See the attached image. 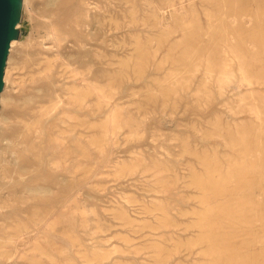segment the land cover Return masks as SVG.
<instances>
[{
	"label": "rangeland",
	"instance_id": "1",
	"mask_svg": "<svg viewBox=\"0 0 264 264\" xmlns=\"http://www.w3.org/2000/svg\"><path fill=\"white\" fill-rule=\"evenodd\" d=\"M60 1L62 2L60 3ZM142 1L143 0H23L22 18L17 26L20 31V37L11 44L5 69V86L1 94V99L5 98L12 100L9 104L0 99V157L8 162L10 161L8 164L5 160L0 158V224H8L6 221H8L14 213H19L20 217L28 219L30 217L29 214L37 210V206L40 213H48L51 218L50 225L56 224L54 228L56 232L54 231L49 236L48 243H43V246L50 254L52 264L209 263V258L203 257L208 247H205V245H203L204 247L201 246L198 240H196L197 237L201 235V231L197 230L198 232H191L188 229L197 222L195 216L196 212L200 214L202 213L201 210L205 208L198 203L202 200L201 198H203V196L200 195H203V193L199 191V189L196 191L194 187L190 186L193 182L191 178L194 177V174H198L197 176L202 177L204 175V170L196 159L183 154L182 141H189L193 150L197 151L199 157H202V155L208 151L212 155L218 151L221 153V157H223L222 161L225 163L223 165L224 168H226L230 165L229 163L233 164L236 162L235 160L239 159V153H237L238 147L233 148L232 143L229 144L232 146H228V144L224 145L223 140H220L222 138H219L221 137L220 135H223V132L221 134L219 128L215 129L214 126L212 127V124L221 120L223 124L222 128L229 129L234 134L235 139L240 137V135H236L237 130L241 133V130H244V128L249 127L250 129L254 127L255 129L256 125L264 124V0H229V2L225 0ZM146 1L149 2V4L148 2L146 3L147 6L145 4ZM64 2L68 4L69 9L71 8L81 13L84 24L79 27V30L83 43H77L76 38L73 37L71 33L70 28L74 27L72 23L73 20L68 22L67 19L63 18L59 13V6ZM58 4L60 5L58 6ZM126 4H135L138 6L139 13L137 14V18L138 20L141 18L140 21L147 22L148 30L146 33L139 31L140 33L135 32L131 34V32L125 28L122 29L123 32L122 30H110L108 25L112 24L113 21L121 23L126 21ZM179 4H181L180 7ZM152 6L153 9H151ZM49 7L51 10H49ZM149 7L151 10H149ZM223 7L225 9H223ZM159 9L161 11H159ZM146 11H149V13ZM41 13L44 14L41 15ZM157 13H161L165 20H167L166 22L168 23H166V25L161 24ZM57 14L60 15L57 16ZM188 20H190L189 23L191 24L188 23ZM185 21L188 23V26L191 27V29L188 30L193 34V46L199 47L196 49L180 47L178 49L179 52L178 50L174 51L172 48L183 41L184 35L189 34V31L184 29V27L187 26ZM52 25L53 27L59 25L64 29L65 41H63L59 47H55L52 43L53 41L49 42V39L53 40L51 37L53 36L51 33V29L53 28ZM88 27L93 28H91L90 31ZM203 28L204 30H202ZM163 29H166V31ZM142 30H145V28H142ZM104 33H106V35ZM162 33H164V36L166 35L165 38L162 37ZM101 34L103 36H100ZM206 34L208 36H205ZM233 37L235 38L233 39ZM161 39L163 42H160ZM241 39L246 41L244 45L245 48L242 49L244 50L242 54L245 57L244 60L250 78L248 77V82L240 85L241 87H237L236 85L235 87L234 85L227 87L222 92L223 95L218 92V89L212 83L216 72L207 77L205 75V66H207L208 60L211 58L215 59L217 64L218 62L222 63L221 61L223 58H233L231 54L233 48L231 46L239 43ZM67 42L68 44H66ZM137 43H139L140 46H146L149 59L157 56L159 59L158 62L161 61L160 72L155 71V66L150 67L151 69L149 68L148 72L151 80L162 84L165 82L163 84L165 88H162L163 91H165L163 96L154 95V93L151 92L152 88L146 86V84L142 81H138L136 78V65H138V63L141 64L140 62H143L147 58L146 54L142 58V55L137 53V48L139 47ZM160 43H163V45L161 46ZM71 47L74 48L72 49ZM65 48L68 49L65 50ZM51 49L55 50L52 51ZM74 50L76 53H74ZM46 51H48V53ZM57 53L59 55H57ZM31 54L34 55L32 56ZM178 54H180L179 56L183 55L186 57L188 65L185 66V68L180 67L181 64L174 62ZM194 55L196 57H194ZM67 56H70V59ZM21 57H24V59ZM26 59L30 60L31 63L29 62L26 65L22 62ZM45 60H50L49 69L51 71L48 73L49 75L45 72L49 77H45L44 74L47 63ZM77 60H85L86 62L81 61L79 63ZM73 63H75L76 66L73 65ZM122 63H129L130 79L121 86L116 85L117 83L109 79L107 72H115L118 74L119 71L123 70L121 68ZM189 63L191 64L190 66ZM234 63L236 62L233 61L232 64L236 65ZM71 67H73V69H71ZM74 67L76 69H74ZM25 71H27V73ZM75 72H77L78 76ZM101 72H103L104 75L100 74ZM40 82L43 83L41 84ZM87 84L88 87L93 85L99 86L102 90V94H104L102 103L105 101L107 102L101 104L102 108L101 112H99V117L96 116L93 118L91 115H88V110L90 111L93 108L92 106H95L93 102H88L84 114H80L76 107L71 105V100L73 99L71 92H74V89L86 90L88 88ZM84 85L85 88L83 87ZM37 92L39 95H37ZM236 93L238 94L236 95ZM31 95L34 96V98L36 97L34 111L42 112L49 109V114L42 118V123L39 127L41 130L48 132V128L51 129L57 124L59 128H56L55 132L58 131L57 136L61 138L68 147L75 146L77 134H83L86 142L93 141L94 139L100 140L97 151L95 150L96 146L90 147L92 151L91 157L84 158L81 155H73V163H77L80 160L79 171L78 173H74L73 176L68 175L66 169L67 163L69 164L71 161L65 163L55 153V150L51 148L47 138L43 140V144L38 143L39 139L34 141L37 145V149L44 154L43 167L39 165L36 156L26 150V144L22 143L19 137L16 139L17 127L15 125L23 119H30L29 113L26 112V107L22 104V101ZM41 95H43V97ZM238 95L239 97L237 98ZM147 97L152 99L149 105L146 101ZM240 97L245 100L238 104V101H240L238 99H241ZM42 98L43 101H41ZM103 99L105 101H103ZM253 100L256 101L253 102ZM38 101L41 102L39 103ZM48 102H53L54 104H50V107L47 105L49 104ZM257 106L258 110L261 111L258 117L253 113V109ZM250 111H252V113ZM114 112L119 114L118 121H120L118 124L119 126H117L115 130L109 123L107 124ZM61 119H64L66 122L62 123ZM80 120L81 123H87V121H89V123L94 124V126H102L103 130L97 129V131L94 132L92 129L93 127L91 129L87 128L89 125L78 127L77 124L80 123ZM48 121H50V123ZM6 122L8 125H6ZM11 124L12 126H10ZM228 132L229 131H226V135ZM207 136L211 137L206 138ZM259 137L262 139L261 141H258L260 140ZM259 137L256 136L253 140L256 138L255 141L257 140L258 143L262 142L260 145H263L261 147L264 148V136L260 134ZM10 140L13 142L10 143ZM255 155L256 154L253 152L250 157L255 158ZM229 158H232L234 161ZM228 159L230 160L229 162ZM34 164L39 166H35ZM46 164L47 166H44ZM49 164L56 165L59 171L58 169H51L50 166H48ZM259 171L262 173L264 169H259ZM58 173L62 175L60 176ZM35 175L36 177H34ZM12 176H15V179ZM12 178L15 181H13ZM58 182L60 184L62 183L63 188L59 186ZM40 183L44 188H48L51 191L50 199L41 202L30 197L27 198L28 188L30 186H41ZM27 184L28 186L30 184V186L28 187ZM76 187L77 189H75ZM24 188L27 189V191ZM61 191L63 192L62 194ZM64 197L66 199L65 204H63L64 200H61ZM261 198H263V196H261ZM18 200L21 203H18ZM60 203H62V205ZM81 203H84V206ZM212 204L216 205L217 203L213 202ZM185 209H187V211ZM252 209L253 208L247 209L248 221H253L258 214L255 209ZM163 210L169 212V215L167 216ZM84 214H87V223H85V225L82 223V216ZM54 217L59 219L56 220ZM166 218H168L167 222L165 221ZM71 220H75L74 222L77 224L76 228L70 225L69 222ZM165 224L169 227H163ZM247 226L248 228H245ZM262 226L263 224L261 225L260 223L254 225L239 224L237 225L239 228L235 227V230L233 226L230 228L225 226V230L224 227H222L221 232L225 234V232L228 231L229 234H231V230L233 233L234 231L240 232L241 230L240 236L234 240V248H236L237 251L242 250V252H244L242 256H244V254L250 255L249 253L254 255L264 252V243L259 244L252 239L264 233V227ZM249 229H252V231ZM72 236H74L73 239H71ZM23 240L25 241L21 242L22 240L18 239L16 242L17 247L20 249H24L22 244L27 242L28 236L24 235ZM194 242L197 243V246L193 244ZM250 242L254 243L251 245ZM191 245L192 247L195 246V249H192V247L189 249ZM76 246H78L79 249ZM159 247L162 249H159ZM246 249H248L246 252L243 251ZM60 250H65L66 253L61 254ZM11 251L13 255L11 254L8 260H3L0 257V264H33L26 259H16L15 249L13 248ZM159 253H161V255H159ZM168 253L169 255L166 256ZM96 256H98V258H96ZM164 256L166 257L164 258ZM90 257H92V259ZM167 259H170L169 262ZM202 259L207 262H201Z\"/></svg>",
	"mask_w": 264,
	"mask_h": 264
},
{
	"label": "bare ground",
	"instance_id": "2",
	"mask_svg": "<svg viewBox=\"0 0 264 264\" xmlns=\"http://www.w3.org/2000/svg\"><path fill=\"white\" fill-rule=\"evenodd\" d=\"M66 1V0H65ZM80 1V0H79ZM124 1V0H123ZM144 1V0H143ZM142 1V2H143ZM156 1V0H155ZM222 1V0H221ZM228 1L229 0H225ZM231 1V0H230ZM44 2V1H43ZM42 2V3H43ZM46 2V1H45ZM62 1H60L61 3ZM85 2V1H84ZM129 2V1H128ZM148 1L145 2V4ZM164 2V1H162ZM59 3V2H58ZM86 3V2H85ZM152 3V2H151ZM166 3V2H165ZM169 3V2H168ZM193 3V2H191ZM46 4V3H45ZM44 4V5H45ZM119 4V3H118ZM125 4V3H124ZM149 4V2H148ZM154 4V3H153ZM157 4V2H156ZM162 4V3H161ZM172 4V3H171ZM176 4V3H175ZM184 4V3H183ZM222 4V3H220ZM224 4V3H223ZM227 4V3H225ZM48 5V4H47ZM52 5V4H51ZM50 5V7H51ZM60 4H58L59 6ZM127 5V4H126ZM159 5V4H158ZM165 5V4H164ZM209 5V4H208ZM43 6V5H42ZM78 6V5H77ZM87 6V5H86ZM143 6V5H142ZM147 6V4H146ZM157 6V5H155ZM181 6V4H179V7ZM220 6V5H219ZM224 6V5H223ZM233 6V5H232ZM49 7V10H51ZM59 13L61 14V16L63 18H66L68 22H70L71 20H73V24L74 27L70 28L71 29V33L73 35V37L76 38L77 43H83L81 40V32L79 30V27L81 25L84 24V22L82 21V17H81V13H79L78 11H74L71 8L69 9L68 4L66 2L62 3L59 6ZM76 7V6H75ZM95 7V6H94ZM140 7V6H139ZM162 7V6H161ZM164 7V6H163ZM229 7V6H228ZM249 7V6H248ZM247 7V8H248ZM77 8V7H76ZM83 8V7H82ZM148 8V7H147ZM192 8V7H191ZM261 8V7H260ZM120 9V8H119ZM123 9V8H122ZM143 9V8H142ZM141 9V10H142ZM153 9V6L152 8ZM149 7V10H151ZM183 9V8H182ZM222 9V8H221ZM223 9H225L223 7ZM37 10V9H36ZM41 10V9H40ZM47 10V9H45ZM44 10V11H45ZM121 10V9H120ZM148 10V9H147ZM157 10V9H155ZM178 10V9H177ZM229 10V9H228ZM237 10V9H236ZM39 11V10H38ZM83 11V10H81ZM158 11V10H157ZM159 11H161L159 9ZM163 11V10H162ZM215 11V10H214ZM223 11V10H222ZM40 12V11H39ZM49 12V11H48ZM110 12V11H108ZM113 12V11H112ZM147 12V11H146ZM177 12V11H176ZM199 12V11H198ZM212 12V11H211ZM235 12V10H234ZM52 13V12H51ZM117 13V12H116ZM139 13V8L138 6H136L135 4H130L126 6V10H125V20L124 22H117V21H113L112 24L108 25V27H110L111 29H115V30H122V29H127L129 32H131V34L137 32L140 33L139 31H143V32H147L148 30V25L147 22L145 21H140L141 18H139L140 20H138L137 18V14ZM149 13V11L147 12ZM175 13V12H174ZM217 13V11H216ZM254 13V12H253ZM261 13V12H260ZM44 13H41V15ZM59 14V15H60ZM141 14V12H140ZM145 14V13H144ZM158 14V13H157ZM187 14V13H186ZM185 14V15H186ZM191 14V12H190ZM219 14V13H218ZM217 14V16H218ZM233 14V13H232ZM241 14V13H240ZM239 14V15H240ZM57 14V16H59ZM114 15V14H113ZM146 15V14H145ZM178 15V14H176ZM224 15V14H223ZM243 15V14H242ZM142 16V15H141ZM155 16V15H154ZM157 16V15H156ZM160 22L162 25H166L167 20H165V18L161 15V13L158 14ZM157 16V18H158ZM188 16V15H187ZM193 16V15H192ZM209 16V15H208ZM54 17V16H53ZM140 17V16H139ZM173 17V16H172ZM42 18V17H41ZM51 18V17H50ZM144 18V17H143ZM175 18V17H174ZM182 18V17H181ZM196 18V17H195ZM49 19V18H48ZM158 19V20H159ZM212 19V18H211ZM52 20V19H51ZM56 20V19H54ZM124 20V19H123ZM148 20V19H147ZM182 20V19H181ZM184 20V18H183ZM221 20V19H220ZM234 20V19H233ZM122 21V20H121ZM190 20H188L189 23ZM236 21V20H235ZM46 22V21H45ZM50 22V21H49ZM48 22V24H49ZM151 22V21H150ZM219 22V21H218ZM51 23V22H50ZM157 23V22H155ZM187 22L185 21V24ZM188 23L186 24L187 26L184 27L185 30L189 31L191 29L190 26H188ZM226 23V22H225ZM160 24V23H159ZM183 24V22H182ZM191 24V23H189ZM198 24V23H197ZM215 24V23H214ZM72 25V24H71ZM203 25V24H202ZM259 25V24H258ZM65 26V25H64ZM73 26V25H72ZM107 26V25H106ZM150 26V25H149ZM171 26V25H170ZM224 26V25H223ZM226 26V25H225ZM240 26V25H239ZM53 27V25H52ZM70 27V26H69ZM157 27V26H156ZM161 27V26H160ZM164 27V26H163ZM167 27V26H165ZM214 27V26H213ZM217 27V26H216ZM215 27V28H216ZM89 28V27H88ZM93 28V27H91ZM89 28V30L91 29ZM98 28V26H97ZM142 28H145V30H142ZM159 28V27H158ZM162 28V27H161ZM179 28V27H178ZM177 28V29H178ZM212 28V27H211ZM176 29V30H177ZM189 29V30H188ZM227 29V28H226ZM232 29V28H231ZM47 30V29H46ZM69 30V29H67ZM88 30V29H87ZM95 30V29H94ZM100 30V29H99ZM161 30V29H160ZM159 30V31H160ZM164 30V29H163ZM204 30V28L202 29ZM211 30V29H210ZM209 30V31H210ZM258 30V29H257ZM91 31V30H90ZM102 31V30H100ZM126 31V30H125ZM158 31V30H157ZM166 31V29L164 30ZM200 31V30H199ZM234 31V29H233ZM48 32V31H47ZM94 32V31H93ZM123 32V30H122ZM121 32V33H122ZM149 32V31H148ZM176 32V31H175ZM198 32V31H197ZM213 32V31H212ZM51 33L53 36H51L53 38V40L49 39V42H52L54 44L55 47H59L60 44L65 41V35H64V29L61 28L59 25L53 27L51 29ZM50 33V34H51ZM98 33V32H97ZM96 33V35H97ZM102 33V32H101ZM153 33V32H151ZM94 34V33H93ZM106 35V33H104ZM127 34V33H126ZM160 34V33H159ZM164 33H162L163 35ZM169 34V31H168ZM181 34V33H180ZM197 34V33H196ZM208 34V33H207ZM205 36H208V35ZM232 34V33H231ZM49 35V34H48ZM90 35V34H89ZM112 35V34H111ZM120 35V34H119ZM123 35V34H122ZM202 35V34H201ZM248 35V34H247ZM261 35V34H260ZM91 36V35H90ZM99 36V35H98ZM100 36H103L102 34ZM114 36V35H113ZM166 36V35H165ZM165 36L163 35L162 37L165 38ZM184 39L181 43H178L175 45V47H173L172 49L174 51H177L180 47H189L190 49H196L198 47H194V42L192 40L193 34L191 31H189V34L184 35ZM215 36V35H214ZM213 36V37H214ZM228 36V35H226ZM50 37V38H51ZM64 38V39H63ZM122 38V36H121ZM162 38V39H163ZM196 38V36H195ZM235 37H233L234 39ZM160 40V42H163V40ZM215 39V38H214ZM70 40V39H69ZM74 40V39H73ZM116 40V39H115ZM239 40V39H238ZM68 41V40H67ZM75 42V41H74ZM148 42V41H147ZM153 42V41H152ZM236 42V41H234ZM72 43V42H71ZM246 41L245 40H240L239 43H237L236 45H232L231 47L233 48V50H231V54L232 57L231 59L229 58H223L222 59V63L218 62L213 58L208 60V64L205 69V75L208 77L210 75H213L214 72H216V74L213 77V85L218 89L219 93H222L227 87H230L232 85H235L237 87H239L242 84H246L248 82V77L250 78V76L248 75V71H247V67L245 64V57L243 56L242 52L244 50H242L245 45ZM68 44V42L66 43ZM92 44V43H91ZM214 44V43H213ZM216 44V43H215ZM261 44V43H260ZM50 45V44H49ZM65 45V44H64ZM90 45V44H89ZM160 45L162 46L163 43H160ZM170 45V44H169ZM222 45V44H221ZM63 46V45H62ZM137 46H139L137 48V53H139L140 55H142V58L144 57V55H147V58L143 61L140 62L141 64L138 63V65H136V78L138 81H142L144 84H146V86L152 88V91L154 93V95L156 96H163L165 91H163V89L165 88L163 86V84L165 83H158L154 80L150 79L149 76V72L148 69L150 67H156L155 71L156 72H160L161 71V61H159L158 57H153L151 59H149L148 57V52L146 49V46L141 45L139 43H137ZM202 46V45H201ZM51 47V46H50ZM49 47V48H50ZM72 48V47H71ZM74 48V47H73ZM72 48V49H73ZM97 48V47H96ZM99 48V46H98ZM166 48V47H165ZM175 48V49H174ZM201 48V47H200ZM53 49V48H52ZM51 49V50H52ZM63 49V48H62ZM68 49V48H67ZM65 48V50H67ZM119 49V48H118ZM220 49V48H219ZM55 50V49H54ZM52 50V51H54ZM57 50V49H56ZM101 50V49H100ZM160 50V49H159ZM250 50V49H249ZM50 51V50H49ZM86 51V50H85ZM88 51V50H87ZM91 51V50H90ZM96 51V50H95ZM102 51V50H101ZM26 52V51H25ZM48 53V51H46ZM164 52V51H163ZM179 52V50H178ZM210 52V51H209ZM251 52V51H250ZM258 52V51H257ZM262 52V51H261ZM46 53V54H47ZM59 53V52H58ZM57 53V55H59ZM70 53V52H69ZM73 53V52H72ZM74 53L75 50H74ZM81 53V52H80ZM89 53V52H88ZM197 53V52H196ZM224 53V52H223ZM230 53V52H229ZM24 54V53H23ZM52 54V53H50ZM56 54V53H55ZM64 54V53H63ZM87 54V53H85ZM91 54V52H90ZM153 54V52H152ZM198 54V53H197ZM247 54V52H246ZM255 54V53H254ZM30 55V54H29ZM32 56L34 54H31ZM53 55V54H52ZM72 55V54H71ZM75 55V54H73ZM78 55V54H77ZM82 55V54H81ZM80 55V56H81ZM84 55V54H83ZM180 54H178V57L174 60L175 63L177 64H181L178 65L180 67H184L187 66V60L185 56H179ZM196 55V54H195ZM194 55V57H196ZM252 55V54H251ZM25 56V55H24ZM65 56V55H64ZM97 56V55H96ZM95 56V57H96ZM160 56V54H159ZM177 56V55H176ZM26 57V56H25ZM28 57V56H27ZM30 57V56H29ZM36 57V56H34ZM47 57V56H46ZM54 57V56H53ZM59 57V56H58ZM68 57V56H67ZM70 57V56H69ZM68 57V58H69ZM79 57V56H77ZM198 57V55H197ZM228 57V56H225ZM22 59H24V57H21ZM33 58V57H32ZM51 58V57H50ZM72 58V57H71ZM97 58V57H96ZM203 58V57H202ZM205 58V57H204ZM260 58V57H259ZM29 59V58H28ZM57 59V58H56ZM70 59V58H69ZM78 59V58H77ZM88 59V58H86ZM90 59V57H89ZM88 59V60H89ZM93 59V58H92ZM194 59V58H193ZM248 59V58H247ZM264 59V58H263ZM20 60V59H19ZM79 60V59H78ZM77 60V61H78ZM256 60V59H255ZM46 61V60H45ZM73 61V60H72ZM75 61V60H74ZM82 60L78 61L79 63ZM85 61V60H84ZM82 61V62H84ZM91 61V60H89ZM165 61V60H164ZM201 61V60H200ZM206 61V59H205ZM236 64L233 65L232 63ZM258 61V60H257ZM10 62V61H9ZM8 62V63H9ZM23 63H25L26 65L30 62V60H25L22 61ZM46 68L44 70V74L46 72V74H48L51 70L49 69V61H46ZM69 62V61H68ZM76 62V61H75ZM86 62V61H85ZM192 62V61H190ZM249 62V61H247ZM264 62V61H263ZM13 63V62H12ZM19 63V62H18ZM21 63V62H20ZM31 63V62H30ZM203 63V61H202ZM15 64V63H14ZM67 64V63H66ZM82 64V63H81ZM91 64V63H90ZM129 63L124 64L122 63V69L121 71H119L118 74H116L115 72H107L109 75V79H111L114 83H117L116 85H123L125 83H127V81L130 79V74H129V69L130 67L128 66ZM73 65H75V63H73ZM191 64L189 63V66ZM200 65V64H199ZM17 66V65H16ZM15 66V67H16ZM19 66V65H18ZM21 66V65H20ZM52 66V65H51ZM50 66V68H51ZM65 66V65H64ZM67 66V65H66ZM69 66V65H68ZM72 66V65H71ZM76 66V65H75ZM35 67V66H34ZM95 67V66H94ZM187 68V67H186ZM11 69V68H10ZM49 69V70H48ZM71 69H73V67H71ZM74 69H76L74 67ZM151 69V68H150ZM196 69V67H195ZM20 70V69H19ZM18 70V71H19ZM27 70V69H26ZM79 70V69H78ZM77 70V71H78ZM203 70V69H202ZM217 70V71H216ZM13 71V70H12ZM81 71V70H80ZM98 71V70H97ZM180 71V70H179ZM185 71V70H184ZM193 71V70H192ZM11 72V71H10ZM27 73V71H25ZM74 72V71H73ZM72 72V73H73ZM186 72V71H185ZM184 72V73H185ZM29 73V72H28ZM34 73V72H33ZM77 75V72H75ZM113 73V74H112ZM176 73V72H175ZM180 73V72H179ZM203 73V71H202ZM45 74V77H49L48 75ZM55 74V73H54ZM71 74V73H70ZM100 74L104 75L103 72H101ZM8 75V74H7ZM56 75V74H55ZM54 75V77H55ZM176 75V74H175ZM180 75V74H179ZM5 76V75H4ZM25 76V75H24ZM78 76V75H77ZM80 76V75H79ZM178 76V75H177ZM191 76V75H190ZM85 77V76H84ZM106 77V76H105ZM53 78V76H52ZM259 78V77H258ZM7 79V78H6ZM5 79V80H6ZM29 79V78H28ZM69 79V78H68ZM82 79V78H81ZM157 79V78H156ZM207 79V78H205ZM58 80V79H57ZM85 80V79H84ZM90 80V79H89ZM198 80V79H197ZM208 80V79H207ZM40 81V80H39ZM55 81V80H54ZM25 82V81H23ZM48 82V81H46ZM53 82V81H51ZM86 82V81H85ZM88 82V81H87ZM179 82V81H177ZM207 82V81H206ZM41 84L43 82H40ZM55 83V82H54ZM77 83V82H76ZM83 83V82H82ZM90 83V82H88ZM8 84V83H7ZM29 84V83H28ZM60 84V83H59ZM101 84V83H100ZM201 84V83H200ZM44 85V84H43ZM92 85V84H91ZM204 85V84H203ZM210 85V84H209ZM248 85V84H247ZM251 85V84H250ZM254 85V84H253ZM36 86V85H35ZM53 86V85H52ZM76 86V85H75ZM90 86V85H89ZM28 87V86H27ZM37 87V86H36ZM66 87V86H65ZM68 87V86H67ZM85 88V85L83 86ZM88 87V84H87ZM210 87V86H209ZM233 87V88H234ZM241 87V86H240ZM25 88V87H24ZM35 88V87H34ZM46 88V87H45ZM81 88V87H80ZM163 88V89H162ZM172 88V87H171ZM170 88V89H171ZM195 88V87H194ZM201 88V87H200ZM203 88V86H202ZM205 88V87H204ZM27 89V88H26ZM39 89V88H38ZM55 89V88H54ZM57 89V88H56ZM63 89V88H62ZM167 89V88H166ZM239 89V88H238ZM33 90V89H32ZM52 90V89H51ZM58 90V89H57ZM61 90V89H60ZM235 90V89H234ZM36 91V90H35ZM48 91V90H47ZM50 91V90H49ZM56 91V90H55ZM59 91V90H58ZM74 92L72 93L73 99L71 100V105L75 106L77 111L81 114V113H85L84 111H86V105L88 104V102H93L95 103V106H92L93 108L89 111L88 110V115H91L93 118L98 116L99 117V112H101V104H105V100L103 99L102 103V98L103 95L102 94V90L101 88H99V86L97 85H93L91 87H88L86 90H79V89H74ZM176 91V90H175ZM178 91V90H177ZM68 92V91H67ZM230 92V91H229ZM240 92V91H239ZM188 93V92H186ZM198 93V92H197ZM243 93V92H242ZM248 93V92H247ZM45 94V93H44ZM50 94V93H49ZM48 94V95H49ZM223 94V93H222ZM238 93H236L237 95ZM25 95V94H24ZM30 95V94H29ZM37 95L38 92H37ZM62 95V94H61ZM69 95V94H68ZM224 95V94H223ZM6 96V95H5ZM43 97V95H41ZM51 96V95H49ZM48 96V97H49ZM63 96V95H62ZM65 96V95H64ZM173 96V95H172ZM228 96V95H227ZM262 96V95H261ZM28 97V96H27ZM46 97V96H45ZM239 97V95L237 96V98ZM244 97V96H243ZM7 98V96H6ZM36 98V97H35ZM35 98L34 96H30L28 98H25L24 101H22L23 105L26 107V112L29 113V120H25L23 119L22 121L18 122L17 125H15L17 127V131H16V139L19 137L20 141H22V143L26 144V150L30 151L31 154L36 156V159L39 162V165L43 167V157L44 154L43 152H40V150L37 149V145L34 143L35 140H38V143H42L43 144V140L45 138H47L49 140V144L51 145V148L53 150H55V153L65 162L67 163L68 161H71V163H67V173L68 175H72L74 173H78L79 171V164H80V160L77 163H73L72 161V157L74 154L77 155H81L84 158H89L92 156V151L90 149L91 146H96L95 150L97 151V147L99 146L100 140L99 139H94L93 141L90 142H86L85 140V136L83 134H77V137L75 138V146L74 147H68L66 146V144L64 143V141L59 138L57 136V132H55L56 128H59L58 125H54L53 128H48V132L41 130L39 127L42 123V118L46 115L49 114V109H46L42 112H36L34 111V106L36 105L35 103ZM50 98V97H49ZM212 98V97H211ZM241 98V97H240ZM54 99V98H53ZM63 99V98H62ZM228 99V98H227ZM230 99V98H229ZM1 100H3V102H7L9 103L12 99H5L2 98ZM15 100V99H13ZM17 100V99H16ZM66 100V99H65ZM233 100V99H232ZM240 101H238V104L242 101H244L245 99H238ZM252 100V99H251ZM43 101V98L42 100ZM40 101V102H41ZM47 101V99H46ZM45 101V102H46ZM56 101V100H55ZM54 101V102H55ZM147 103L148 105L152 102L151 98L147 97ZM256 101V100H255ZM253 100V102H255ZM2 102V103H3ZM39 102V101H38ZM39 102V103H40ZM67 102V101H66ZM4 103V104H5ZM49 103V102H48ZM107 103V102H106ZM109 103V102H108ZM10 104V103H9ZM19 104V103H18ZM17 104V105H18ZM46 104V103H44ZM50 104H54L49 103L47 105L50 106ZM8 105V104H7ZM16 105V103H15ZM247 105V104H246ZM5 106V105H4ZM10 106V105H9ZM14 106V105H13ZM21 106V104H20ZM105 106V105H104ZM107 106V105H106ZM18 107V106H17ZM46 107V105H45ZM51 107V106H50ZM15 108V106H14ZM20 108V107H19ZM39 108V107H38ZM238 108V107H237ZM16 109V108H15ZM250 109V107H249ZM248 109V110H249ZM59 110V109H58ZM233 110V109H232ZM17 111V110H16ZM19 111V110H18ZM110 111V110H109ZM117 111V110H116ZM192 111V110H191ZM237 111V110H236ZM25 112V111H24ZM69 112V111H68ZM72 112V111H70ZM107 112V111H106ZM119 112V111H118ZM243 112V111H242ZM252 113V111H250ZM258 110V106L255 107L253 109V113L258 117L259 114ZM18 113V112H17ZM23 113V112H22ZM124 113V112H123ZM20 115H22L21 113H18ZM58 114V113H57ZM110 114V113H109ZM156 114V113H155ZM25 115V114H24ZM27 115V114H26ZM86 115V114H85ZM119 114L117 112H114L110 119L108 120L107 124L109 123L110 126L115 130L117 128V126H119L118 124L120 123L119 120ZM246 115V114H245ZM253 115V114H252ZM254 115V116H255ZM255 116V117H256ZM48 117V116H47ZM103 117V116H102ZM253 117V116H252ZM8 118V117H7ZM23 118V117H22ZM21 118V119H22ZM55 118V117H54ZM234 118V117H233ZM10 119V118H9ZM20 119V118H19ZM27 119V116H26ZM48 119V118H47ZM79 119V118H78ZM240 119V118H239ZM262 119V118H261ZM2 120V119H1ZM4 120V119H3ZM77 120V119H76ZM87 120V119H85ZM94 120V119H93ZM256 120V119H255ZM58 121V120H57ZM62 123H65L66 121L64 119H61ZM224 121V120H223ZM236 121V120H235ZM245 121V120H244ZM260 121V119H259ZM50 123V121H48ZM229 122V121H228ZM231 122V121H230ZM243 122V121H242ZM261 122V121H260ZM264 122V120H263ZM12 123V122H11ZM93 123V122H92ZM194 123V122H193ZM244 123V122H243ZM246 123V122H245ZM3 124V123H2ZM61 124V123H60ZM73 124V123H72ZM6 125H8V123L6 122ZM5 125V126H6ZM85 125H89V127H87L88 129H93L94 132L97 131V129L99 130H103L102 126L96 125L94 126V124H90L89 121L86 122H82L80 120V123L77 124L78 127H84ZM91 125V126H90ZM205 125V124H204ZM222 122L221 120H218L216 122H214L212 124V127L214 126L215 129L219 128V130L221 131V134L223 132V135H220L222 138L220 140H223V144H228V146H232L229 144H233V148L238 147V152L239 153V159L235 160L236 162H234L233 164L229 163L230 165L226 168H224L225 163H223L222 159L223 157H221V153H219L218 151H216V153H214L213 155L209 153V151L207 153H204V155H202V157L198 156L197 151L193 150L191 144L189 143V141L185 140L182 141V145H183V154L184 155H188L193 157L194 159H196L198 161V163L201 164V166L203 167L204 170V175L202 177L197 176L196 174H194V177L191 178L193 179V182L191 183L190 186L194 187L196 189V191H201L203 193V198H201L202 200L199 201L198 203L200 204V206L202 205L204 208V210H201L202 213L198 214L196 212L195 216L197 218V222L195 225L191 226L189 229V231L191 232H198L197 230L201 231V235L199 237H197L196 240H198L199 244L201 246L205 245V247H208L207 250H205L204 252V258H209V263L207 264H264V252H260L258 254H254L252 255L251 253H249L250 255L244 254V256H242V254L244 252L241 251H237L236 248H234L235 244H234V240L236 238H238L240 236V232H236L234 231V233L232 232V230L230 231L231 234H229L228 231L224 233L221 232L222 227H224L225 230V226L226 227H237V225L241 224H246V225H254L257 223H260L261 225L263 224L262 227H264V174L263 172L261 173V171H259V169H264V148L261 147L263 145H260L261 143H258L257 140L255 141V139L253 140L254 137L258 136L261 134L264 136V124H258L256 125L255 129L254 127H251L249 129L248 128H244V130H241L242 132L239 133V131H236V135H240V137L238 139H235L234 134L229 130V129H224L222 128ZM228 125V124H227ZM230 125V124H229ZM12 126V124L10 125ZM9 126V127H10ZM48 126V124H47ZM243 126V125H242ZM252 126V125H251ZM4 127V126H2ZM1 127V128H2ZM7 128V127H6ZM44 128V127H43ZM110 128V127H109ZM108 128V130H109ZM9 130H11L10 128H8ZM47 129V128H46ZM45 129V130H46ZM127 130V129H126ZM139 130V129H138ZM12 131V130H11ZM226 131H229L228 134L226 135ZM62 132V131H61ZM8 133V132H6ZM13 133V132H11ZM77 133V132H76ZM109 133V131H108ZM196 133V132H195ZM216 133V132H215ZM15 134V133H14ZM210 134V133H209ZM212 134V133H211ZM219 134V133H218ZM253 134V137H252ZM109 135V134H108ZM15 136V135H13ZM75 136V135H74ZM110 136V135H109ZM214 136V135H213ZM161 137V136H160ZM176 137V136H175ZM211 136H207L206 138H209ZM14 138V137H13ZM99 138V137H98ZM213 138V137H212ZM262 138V136H261ZM259 137L261 141V139ZM8 139V138H7ZM5 140V139H4ZM9 140V139H8ZM13 140V139H12ZM12 140H10V143L13 142ZM16 141V140H15ZM111 142V141H110ZM9 143V142H8ZM46 143V142H45ZM7 144V143H6ZM21 144V143H20ZM264 144V143H263ZM9 145V144H8ZM11 145V144H10ZM18 145V144H17ZM112 145V144H111ZM207 145V144H206ZM21 147V146H20ZM19 147V148H20ZM25 148V147H24ZM47 148V146H46ZM49 148V147H48ZM201 148V147H200ZM219 148V147H218ZM13 149V148H12ZM17 149V148H16ZM42 149V146H41ZM8 150V149H7ZM210 150V149H209ZM14 151V150H13ZM16 151V150H15ZM23 151V150H21ZM48 151V150H47ZM207 151V150H206ZM233 151V150H231ZM7 152V151H6ZM20 152V151H19ZM228 152V151H227ZM230 152V151H229ZM255 153V158L250 157L251 153ZM4 153V152H3ZM25 153V152H24ZM52 153V152H50ZM18 154V153H17ZM22 154V153H21ZM49 154V153H48ZM53 154V153H52ZM51 154V156H52ZM104 154V153H103ZM13 155V154H12ZM16 155V152H15ZM20 155V153H19ZM27 155V154H26ZM29 155V154H28ZM32 155V156H33ZM47 155V154H46ZM232 155V154H231ZM5 156V155H4ZM8 156V155H7ZM6 156V157H7ZM10 156V155H9ZM48 156V155H47ZM109 156V155H108ZM223 156V155H222ZM226 156V155H225ZM237 156V155H236ZM253 156V155H252ZM55 157V156H54ZM232 157V156H231ZM1 158V157H0ZM58 158V157H56ZM143 158V157H142ZM228 158V157H227ZM236 158V157H235ZM3 160H5L4 158H1ZM60 159V160H61ZM232 159V158H229ZM228 159V162L230 161ZM10 160V159H7ZM30 160V159H29ZM33 160V159H32ZM47 160V158H46ZM132 160V159H131ZM192 160V159H191ZM226 160V158H225ZM233 160V159H232ZM231 160V161H232ZM6 161V160H5ZM4 161V162H5ZM27 161V160H26ZM35 161V160H34ZM234 161V160H233ZM1 162V161H0ZM3 162V161H2ZM8 164L9 162L6 161ZM28 162V161H27ZM47 162V161H46ZM227 162V161H226ZM25 163V162H24ZM84 163V162H83ZM28 164V163H27ZM30 164V163H29ZM124 164V163H123ZM7 165V164H6ZM35 165V164H34ZM39 165H35V166H39ZM190 165V164H189ZM2 166V165H1ZM13 166V165H12ZM23 166V165H21ZM20 166V167H21ZM33 166V165H31ZM44 166H47L44 165ZM48 166H50L51 169H58L56 165L54 164H49ZM200 166V165H199ZM227 166V165H226ZM3 167V166H2ZM19 167V168H20ZM24 167V166H23ZM4 168V167H3ZM46 168V167H45ZM185 168V167H184ZM11 169V168H10ZM13 169V168H12ZM30 169V168H29ZM28 169V170H29ZM41 169V168H40ZM193 169V168H192ZM20 170V169H19ZM27 170V172H28ZM2 171V170H1ZM11 171V170H10ZM21 171V170H20ZM33 171V170H32ZM59 171V169H58ZM62 171V170H61ZM60 171V172H61ZM181 171V170H180ZM25 172V171H24ZM38 172V171H37ZM49 172V171H48ZM63 172V171H62ZM184 172V171H183ZM45 173V172H44ZM52 173V172H49ZM55 173V172H54ZM199 173V171H198ZM26 174V172H25ZM47 174V173H46ZM59 174V173H58ZM191 174V173H190ZM193 174V173H192ZM201 174V173H200ZM14 175V174H13ZM60 175V174H59ZM58 175V176H59ZM62 175V174H61ZM60 175V176H61ZM178 175V174H177ZM30 176V175H29ZM33 176V175H32ZM39 176V175H38ZM57 176V175H56ZM59 176V177H60ZM67 176V175H65ZM99 176V175H98ZM3 177V176H1ZM15 179V176H12ZM19 177V176H18ZM17 177V178H18ZM36 177V175L34 176ZM57 178V177H56ZM63 178V177H62ZM65 178V177H64ZM68 178V177H67ZM72 178V177H69ZM184 178V177H183ZM189 178V177H188ZM55 179V178H54ZM10 180V179H9ZM8 180V181H9ZM13 180V178H12ZM20 180V177H19ZM25 180V179H24ZM63 180V179H62ZM74 180V179H73ZM176 180V179H175ZM15 181V180H13ZM18 181V180H16ZM30 181V180H29ZM42 181V180H41ZM53 181V180H52ZM11 182V181H10ZM55 182V181H54ZM53 182V183H54ZM60 182V181H59ZM58 182V183H59ZM141 182V181H140ZM162 182V181H161ZM165 182V181H164ZM18 183V182H16ZM22 183V182H21ZM28 183V182H27ZM50 183V182H49ZM57 183V182H56ZM85 183V182H84ZM41 184V183H40ZM67 184V183H65ZM83 184V183H82ZM148 184V183H147ZM189 185V184H188ZM26 186V185H25ZM28 186V184H27ZM30 186V184H29ZM28 186V187H29ZM59 186L62 187V183H59ZM64 186V184H63ZM74 186V184H73ZM102 186V184H101ZM172 186V183H171ZM58 187V186H57ZM174 187V186H173ZM65 188V187H64ZM73 188V187H72ZM25 189V188H24ZM77 189V187L75 188ZM74 189V190H75ZM27 191V189H25ZM81 191V190H80ZM194 191V190H193ZM60 192V191H59ZM65 192V191H64ZM75 192V191H74ZM73 192V193H74ZM15 193V192H14ZM58 193V192H57ZM56 193V195H57ZM63 192L61 191V194ZM66 193V192H65ZM72 193V192H71ZM22 194V193H21ZM50 194L51 191L48 188H44V186H30L28 188V196H26L27 198H33V199H37L39 201H45L47 199H50ZM67 194V193H66ZM18 195V194H17ZM16 195V196H17ZM26 195V194H25ZM15 196V197H16ZM20 196V195H18ZM77 196V195H76ZM185 196V195H184ZM192 196V194H191ZM199 196V197H200ZM261 196H263V198H261ZM24 197V196H23ZM198 197V198H199ZM5 198V197H4ZM8 198V197H7ZM76 198V197H74ZM79 198V197H78ZM189 198V197H188ZM15 199V198H14ZM26 199V198H24ZM71 199V198H70ZM80 199V198H79ZM2 200V199H1ZM16 200V199H15ZM61 200H64L65 204V197L62 198ZM84 200V199H83ZM7 201V200H6ZM32 201V200H31ZM59 201V199H58ZM3 202V201H2ZM5 202V200H4ZM10 202V201H9ZM13 202V201H12ZM35 202V201H34ZM33 202V203H34ZM81 202V201H80ZM217 203L216 205H213L212 203ZM11 203V202H10ZM18 203H21L18 200ZM67 203V202H66ZM178 203V202H177ZM212 205H211V204ZM13 204V203H12ZM37 204V203H36ZM62 205V203H60ZM79 204V203H78ZM82 204V203H81ZM80 204V206H81ZM157 204V203H156ZM33 205V204H30ZM68 205V204H67ZM84 206V203L82 204ZM150 205V204H149ZM4 206V205H3ZM35 206V203H34ZM52 206V205H51ZM5 207V206H4ZM10 207V206H9ZM29 207V206H28ZM41 207V206H40ZM44 207V206H43ZM47 207V206H45ZM82 207V206H81ZM7 208V207H6ZM4 208V209H6ZM27 208V206H26ZM31 208V207H30ZM50 208V207H48ZM158 208V207H157ZM161 208V207H160ZM249 208H253L252 210L255 209V211L258 213L257 216L255 217V219H253V221H248L249 218H247V209ZM52 209V208H51ZM50 209V210H51ZM83 209V208H82ZM150 209V208H149ZM162 209V208H161ZM166 209V208H165ZM259 209V211H258ZM27 210V209H26ZM93 210V209H92ZM114 210V209H113ZM187 211V209H185ZM85 211V209H84ZM129 211V210H128ZM164 211V210H163ZM33 212V213H32ZM29 214V218L25 219L23 217L19 216V213H14V215L12 217H10L8 219V221H6L8 224L5 223V225H1L0 224V257L3 260H8L11 257L12 251L11 249H15V258L19 259H26L27 261H29L30 263L33 264H52L51 261V256L48 253L47 249L43 246V243H48L49 240V236L56 230L54 229L56 224H53L52 226L50 225V221L51 218L49 216L48 213H40V210H38V206H37V210L32 211ZM52 212V211H51ZM126 212V211H125ZM150 212V211H149ZM153 212V211H152ZM156 212V211H155ZM165 214L168 216L169 212L164 211ZM179 212V211H178ZM177 212V213H178ZM200 212V211H199ZM255 213V212H254ZM21 214V213H20ZM53 214V213H52ZM51 214V216H52ZM67 214V213H66ZM79 214V213H78ZM89 214V213H88ZM162 214V213H161ZM55 215V214H54ZM87 214H84L82 216V223L83 225H85V223H87ZM126 215V214H125ZM68 216V215H67ZM74 216V214H73ZM146 216V215H145ZM148 216V215H147ZM158 216V215H157ZM160 216V215H159ZM53 217V216H52ZM63 217V216H60ZM66 217V216H65ZM76 217V216H75ZM156 217V216H155ZM55 218V217H54ZM94 218V217H93ZM128 218V217H127ZM131 218V217H130ZM56 219V218H55ZM59 219V218H57ZM56 219V220H57ZM63 219V218H61ZM60 219V220H61ZM79 219V218H78ZM172 219V217H171ZM184 219V218H183ZM153 220V219H152ZM53 221V220H52ZM75 220H71L69 223L71 226H73L74 228H76V223L74 222ZM164 221V220H163ZM165 221H168V218L165 219ZM65 222V221H64ZM161 222V221H160ZM172 222V221H171ZM177 222V221H176ZM1 223V222H0ZM106 223V222H105ZM173 223V222H172ZM102 224V223H101ZM129 224V222H128ZM171 224V223H170ZM174 224V223H173ZM133 225V224H131ZM225 225V226H223ZM168 225L165 224V226L163 227H167ZM188 226V225H187ZM169 227V226H168ZM167 227V228H168ZM171 227V226H170ZM243 227V226H242ZM250 227V226H249ZM174 228V227H173ZM239 228V227H237ZM241 228V227H240ZM245 228H248L245 227ZM33 229V230H32ZM144 229V228H143ZM171 229V228H170ZM32 230V231H31ZM96 230V229H95ZM139 230V229H138ZM252 231V229H249ZM261 230V229H260ZM133 231V230H132ZM155 231V230H154ZM167 231V230H166ZM243 231V230H242ZM262 231V230H261ZM56 232V231H55ZM81 232V231H79ZM249 232V231H248ZM142 233V232H141ZM222 233V234H221ZM261 233V232H259ZM263 233V232H262ZM80 234V233H78ZM76 234V235H78ZM129 234V233H128ZM197 234V233H196ZM252 234V233H251ZM27 235L28 236V240L27 242L22 244V247H24V249H20L19 247H17L16 242L18 239L22 240L21 242L25 241L23 240V236ZM71 235V234H70ZM193 235V234H192ZM247 235V234H246ZM250 235V234H249ZM256 235V234H255ZM261 235V234H260ZM59 236V235H58ZM80 236V235H79ZM252 236V235H251ZM250 236V238H251ZM74 236L71 237V239H73ZM81 237V236H80ZM155 237V236H154ZM161 237V236H160ZM187 237V236H186ZM79 239V237H77ZM179 238V237H178ZM195 238V237H194ZM199 238V239H198ZM132 239V238H131ZM130 239V240H131ZM254 241H256L259 244H263L264 243V233L261 236H255ZM81 240V239H79ZM68 241V240H67ZM82 241V240H81ZM160 241V240H159ZM185 241V240H184ZM189 241V240H188ZM238 241V239H237ZM248 242V241H247ZM169 243V242H168ZM184 243V242H183ZM191 243V242H190ZM189 243V244H190ZM254 243V242H252ZM252 243L250 242V244L252 245ZM82 244V243H81ZM149 244V243H148ZM167 244V243H166ZM186 244V243H184ZM192 244V243H191ZM196 244L195 246H197V243H193ZM207 244V245H206ZM237 244V243H236ZM249 244V243H248ZM173 245V244H172ZM250 245V246H251ZM79 246V245H78ZM76 246V247H78ZM177 246V245H176ZM187 246V245H186ZM194 246V245H193ZM195 246L192 247V245L190 246L189 249L194 248ZM248 246V245H247ZM264 246V245H263ZM80 247V246H79ZM78 247V249H79ZM83 247V246H82ZM129 247V246H128ZM204 247V246H203ZM53 248V247H52ZM154 248V247H153ZM179 248V247H178ZM202 248V247H201ZM159 249H162L159 247ZM200 249V248H199ZM205 249V248H204ZM241 249V248H238ZM244 249V248H243ZM77 250V249H76ZM181 250V249H180ZM202 250V249H201ZM243 250V251H247ZM53 251V249H52ZM142 251V250H141ZM164 251V250H163ZM188 251V250H187ZM193 251V250H192ZM261 251V250H260ZM59 252V251H58ZM250 252V251H249ZM60 253H66V251L64 250H60ZM76 253V252H75ZM81 253V252H80ZM136 253V252H135ZM176 253V252H175ZM186 253V252H185ZM203 253V252H202ZM52 254V253H51ZM111 254V253H110ZM137 254V253H136ZM139 254V253H138ZM163 254V253H162ZM174 254V252H173ZM198 254V253H197ZM13 255V254H12ZM70 255V254H69ZM68 255V256H69ZM80 255V254H79ZM99 255V254H98ZM152 255V254H151ZM159 255H161V253H159ZM156 255V256H159ZM165 255V254H164ZM169 255L166 254V256ZM93 256V255H91ZM102 256V255H101ZM104 256V255H103ZM124 256V255H123ZM164 256V258L166 257ZM180 256V255H179ZM100 257V256H99ZM106 257V256H105ZM92 259V257H90ZM96 258H98V256H96ZM109 258V257H108ZM159 258V257H158ZM161 258V257H160ZM170 258V257H169ZM195 258V257H194ZM95 259V258H94ZM104 259V258H103ZM198 259V258H197ZM159 260V259H158ZM161 260V259H160ZM168 260V259H167ZM170 260V259H169ZM168 260V262H169ZM208 260V259H207ZM71 261V259H70ZM90 261V260H89ZM99 261V260H98ZM194 261V260H193ZM204 260L202 259L201 262H203ZM9 262V261H8ZM95 262V261H94ZM120 262V261H119ZM205 262V261H204ZM207 262V261H206ZM205 262V263H206ZM70 263V262H69ZM91 263V262H90ZM98 263V262H97ZM102 263V262H101ZM121 263V262H120ZM193 263V262H192ZM198 263V262H196ZM100 264V263H99ZM161 264V263H160ZM167 264V263H166ZM182 264V263H181ZM194 264V263H193Z\"/></svg>",
	"mask_w": 264,
	"mask_h": 264
},
{
	"label": "water",
	"instance_id": "3",
	"mask_svg": "<svg viewBox=\"0 0 264 264\" xmlns=\"http://www.w3.org/2000/svg\"><path fill=\"white\" fill-rule=\"evenodd\" d=\"M22 13L23 0H0V99L5 86L4 75L11 44L20 37L17 26Z\"/></svg>",
	"mask_w": 264,
	"mask_h": 264
}]
</instances>
